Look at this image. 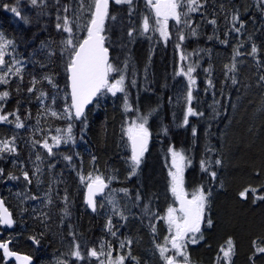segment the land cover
Instances as JSON below:
<instances>
[{"label":"trees","instance_id":"trees-1","mask_svg":"<svg viewBox=\"0 0 264 264\" xmlns=\"http://www.w3.org/2000/svg\"><path fill=\"white\" fill-rule=\"evenodd\" d=\"M65 1L37 0V4L33 5L31 0H0V37L12 42L5 49L6 61H19L17 67L21 68L22 76V80L15 75L10 76V83L0 85V91L10 93L4 111L16 112L25 125L17 129L12 116L9 117L12 123H0V141L15 137L17 148L16 153L0 154V168L4 169V175L0 177V195L14 220L11 229L0 225V241L10 240L11 249L31 255L32 264H53L56 255L65 251L67 235L74 234L78 239L80 235L86 236L90 241L100 240L105 234V217L87 208L80 176L104 171L101 174L109 180L111 178L112 186L131 187L132 192L134 190V212L130 208L126 219H121V226L115 227L121 228V235L130 241L134 235V248L129 246L128 249L136 258L134 264H164L156 249L157 243H164L165 236L164 221L158 218L164 215L162 204L150 200L145 191L150 188L147 176L119 175V172L129 171L126 169L129 167V141L125 129L134 116V107L139 110L143 101L142 89L139 90L137 84L145 83L148 91L153 93L147 101L150 104L154 102L155 111L163 105L169 109V99L162 97V86L166 79L163 73L158 75L154 70L160 69L154 65V61L158 62L160 57L167 61L169 52L167 49L158 55L155 52L145 73L141 74L137 72L140 69L136 65L137 60L142 62L144 55L137 60L134 58L135 52L138 54L141 51V45L130 39L124 30L127 27L115 25L112 29L116 31L115 37L105 36L106 46L111 50L110 62L125 74L127 103L131 110H125V93L118 92L115 96L105 93L86 108V129L80 121L54 117L44 110L45 106L63 113V109L71 103L65 68L67 55L63 52L62 43L65 33L56 28V24L61 23L58 17ZM259 5L260 0H208L203 17L200 12L195 13L196 17L199 16L200 27L195 37L188 38L193 40L188 42V46L193 45V55L196 47L200 49L195 59L193 104L196 111L204 115L191 117L188 129L181 125L168 137L165 131L152 138L151 144L158 145L160 150L167 149L168 142L173 139L192 145L191 156L198 161L189 167L187 178L190 184L203 186L205 191L211 189L208 217L212 219L213 227L199 247H190L188 256L194 264H216L218 240L213 239L212 234L215 231V209L220 206V200L230 195L233 200L231 208L242 211L250 220H256V213L261 212L260 217L264 219V200L254 202L251 193L247 199L239 196L249 186L259 188L258 195H264V187H261L264 185V87L258 84L259 76L264 74V12ZM13 7L20 12L19 16L10 10ZM129 7L112 3L109 12L116 20H107V28L117 19L127 21L131 10ZM233 8L239 9L246 25L239 35L229 34ZM211 19H216L217 23H208ZM225 40L227 43L221 42ZM253 44L258 49L255 58L250 54ZM236 49L241 55L236 57L237 71L230 73L226 66L230 67L233 63ZM258 61L261 62L259 65ZM118 74L121 73H112L110 79ZM231 75L237 77L239 82L236 85H232L228 79ZM45 77H51L58 87L53 88ZM33 79L37 81L36 91L30 94L27 88ZM133 80L135 85L132 84ZM208 80L213 82L214 87L209 88ZM40 91L48 97L44 105L37 99ZM52 97H55V104ZM215 101L220 103L216 104ZM69 123L73 124L74 142L62 143L54 148V155L49 156L39 143H34L48 139L51 144V137L57 135L56 129H66ZM193 128L196 129L195 136L191 132ZM229 142L233 148L228 146ZM38 155L41 157L39 160ZM65 156L72 159L66 160ZM216 159L221 160L222 164L215 165ZM202 160L211 162V170L217 172L215 180L201 170ZM25 171L31 177V184L23 179L22 173ZM9 175L18 179L10 180ZM152 189L156 199H159L158 191ZM31 196L37 199H31ZM229 213L227 210L226 215L229 216ZM244 224H249L248 231H252L248 237L236 230L227 232L236 246L232 264H252L251 241L253 238L264 240V230L253 232L255 227L249 221ZM152 225L156 227L155 234ZM204 226L206 228L207 224ZM31 237H36L40 243H33ZM131 261L128 259V262ZM0 264L16 263L5 258L0 249ZM255 264H264V261L257 256Z\"/></svg>","mask_w":264,"mask_h":264},{"label":"snow or ice","instance_id":"snow-or-ice-1","mask_svg":"<svg viewBox=\"0 0 264 264\" xmlns=\"http://www.w3.org/2000/svg\"><path fill=\"white\" fill-rule=\"evenodd\" d=\"M59 3V0H57ZM116 5H129L133 4V0H111ZM33 5L37 4V0H31ZM78 8L71 7L70 4H65L62 8L64 13H70V15H64L58 17L62 19V23H57L56 28L58 30L67 33L66 38L62 41L64 45L63 52L67 55V63L65 65L68 73V79L70 81V105L63 109V113H59L55 110L44 107L45 111H49L52 116L57 118H64L68 121H80L83 127H87V116L85 114V108L87 105L92 104L94 101H98L105 93H111L115 96L118 92L125 93V110H131V107L127 103V93L125 89V76L122 74V69L114 66L109 61V48L106 46V37L104 35L106 31V21L116 20L115 16L110 15V0H77ZM208 0H146V5L154 12V25L151 23L152 18L145 15L143 17L142 31L148 33L149 31H158L160 36L167 40L170 37L169 33V20H174L177 25H184L191 29V34L196 35L195 29L192 27V14L200 12L201 16L204 15L205 5ZM260 8L264 12V0H260ZM221 11L224 6L220 5ZM17 16L20 12L17 8L10 9ZM74 17V18H72ZM81 21H83V31L86 35L80 37L74 31V27H80ZM27 22V21H25ZM212 25L217 23L216 19L208 21ZM245 21L241 19L239 9H232L231 16V28L229 34L236 33L241 34L245 28ZM133 31H129L127 35L133 36ZM180 32V29H178ZM185 36L181 33L179 35V41L183 42ZM227 43V41H221ZM11 41H4L3 37H0V85H7L10 83V76L15 75L22 80L21 68L17 67L19 61H6L5 49L11 44ZM180 47V44H177ZM233 63L231 66H226L228 72L235 73L237 71L236 57L241 55L238 49L234 50ZM258 53L257 46L255 44L251 47L250 54L255 58ZM184 60L186 57L181 56ZM258 65L261 63L257 62ZM195 72V67L189 65L184 74L188 78L187 88V109L183 117V124L188 125L189 117L203 116V112H198L192 106L193 102V90L192 86L196 83L192 76ZM112 73H121L118 78L110 79ZM227 75V74H226ZM48 84L53 88L58 87L51 77H45ZM232 85H236L239 81L235 75L228 76ZM37 81L32 80L31 85L27 88V92L32 94L36 91ZM135 80L132 84L135 85ZM258 84L264 87V74L258 78ZM209 88L214 87L213 82L208 80ZM207 91V89H206ZM10 93L7 90L0 91V123H12L9 119L10 116L15 118V127L17 129L25 127L21 122L20 116L16 112H5L4 104L9 98ZM37 99L41 105H44V101L48 99L47 94L40 91ZM55 97H52V103L55 104ZM219 104L220 101H215ZM18 111V110H17ZM215 111V109H214ZM148 117L139 116L136 120H132L128 127L125 129V134L128 137V141L131 144V161H132V174L134 175L136 169L141 163V158L147 151L148 141L151 133L147 127ZM73 124L69 123L66 129H56L57 135L51 137L52 143L50 144L48 139L35 141L39 143L43 149L47 151L49 156L54 155L53 149L58 148L62 143L67 144L74 142L72 135ZM165 131H167L165 129ZM193 136L196 135V129H192ZM17 148L15 146V137L9 140L0 141V154L3 153H16ZM169 152L172 157L171 169L168 172L170 177L169 190L174 197V202L179 204V207L169 206L166 210V214L158 217L165 221L168 228V235L164 237V243L156 244V249L159 251L160 257L164 264H190V259L187 253V247L189 244L199 243L203 239V233L201 231V225L205 222L206 209L209 203V197L211 196V189L205 191L203 186L195 190L191 194L189 199L188 192L184 188L183 171L186 163H190L183 151H176L174 148H169ZM41 157L38 155L37 159ZM66 160H71V156H65ZM95 159V157H93ZM215 165L219 166L222 161L216 159ZM201 170L207 172L212 180L217 177V172L211 170V162L201 161ZM39 171V169H37ZM4 175V169L0 168V177ZM23 179L28 184H31V177L28 172H23ZM259 175V173H257ZM8 179L16 180L18 177L9 175ZM81 183L85 184L88 190L86 203L93 211L97 208L95 197L98 194H103L105 189L108 188V183L102 174L93 176L91 173L87 176H80ZM261 187H264L262 185ZM126 191V190H125ZM253 195V200H264V195H258L259 188L247 187L239 193L242 199H247L248 194ZM31 199H37L35 196H31ZM139 198V197H137ZM67 200V197H65ZM51 203V201H49ZM103 207V205H101ZM115 212V207L113 208ZM147 212L148 209H145ZM67 214V210H65ZM121 219H126L123 213H120ZM14 224L12 214L4 206V201L0 199V225L11 228ZM208 227H212L213 221L210 217L206 219ZM112 221L107 223V229L109 234L116 236V232L112 230ZM153 234L156 233L155 225L151 226ZM74 235V234H73ZM33 243L39 244L40 240L36 237H31ZM10 241L0 242V249L3 250V255L7 257H16L18 264H31V257L20 256L19 254L9 249ZM127 243H131L128 241ZM264 241H253V255L250 257L252 264H255V258L257 256H264ZM170 246V247H169ZM126 244L124 241L120 242V249H124ZM114 249L110 244H100L98 247H92L87 249L86 252L81 251V245L73 242L69 255L76 261H85L95 259L97 264H126L128 259L135 260L136 258L131 255L129 250L127 254H118L113 256ZM171 253V254H169ZM235 255V245L231 238H228L225 244L221 245L216 257V264H232V257ZM57 264H70L67 260H58ZM138 264V262H137Z\"/></svg>","mask_w":264,"mask_h":264},{"label":"rangeland","instance_id":"rangeland-1","mask_svg":"<svg viewBox=\"0 0 264 264\" xmlns=\"http://www.w3.org/2000/svg\"><path fill=\"white\" fill-rule=\"evenodd\" d=\"M133 1H134V5L133 4L131 5L132 8L131 6L129 7L131 8V10H129L130 14L127 16V21H123V20L120 21V19H117V22L115 24H110L109 28H107V25H106V31L104 35L105 36L110 35L112 37H115L114 34H116V31L115 32L112 31V29L115 28V25L119 26L122 24L124 27H127L124 29L126 30V33L135 29V31H133V36L130 37V39L132 38L133 41H136V43L140 44L142 47L141 51H139L138 54H137V51L135 52L136 57L134 56V58L137 60V58L142 57V54L144 55V57L142 58V62L137 60V65H136V68L140 69L137 72L141 74L145 73L146 69L148 68L147 65L151 63L150 58L154 57L155 52H156V55H158V53L162 52L164 49H167L169 52V53L167 52L168 62L163 61L162 57H160L158 62H156V60L154 61V65H158L159 68L161 69L160 70V69L154 68V70H156V73L158 75H160L159 73H163L164 74L163 78L165 77L166 79L162 86V97L164 98L166 96L169 99V103H170L169 109L168 107H165L163 105V107L161 106L158 110L155 111L154 102H152V104L148 102L150 98L153 96V93L148 91V88L145 85V83L140 82L137 84V87L139 88V90L142 89L141 98L143 101H142V104H140L139 110H137V107L136 108L134 107V116L128 123L129 125L132 120H136L139 116L148 117L147 127L149 129V132L151 133L150 144L148 145L147 151L144 153L143 157L141 158V163L139 167L136 169V172L134 175H144L145 177L147 176V183L149 184L150 188L145 191L148 193L150 200H152L153 202L154 201L161 202L163 212L165 215L166 210L169 206H174L177 208L179 207V204L174 202V197L172 196L169 190L170 177L168 176V172L170 170H174V169H171L172 157H171V153L169 152V148H174L176 151H183L187 159L190 161V163L185 164L184 171H183L184 188L189 194L188 196L189 199L191 198V194L195 190L200 188V186H198L197 184H193V183L190 184L187 178V171L189 167L192 166L193 163L196 164V162L198 161V159L192 157L193 156V150H191L192 145H186V143L183 141L178 143L176 139H173L172 141L168 142L167 149L160 150L158 149V145L151 144L153 136L163 134L166 128L168 132L167 134V137H168V135L170 133H173V131H175L177 127L179 126L181 127V125H184L183 117L186 113V109L188 106L187 101H186V96H187V88H188V83H189L188 78L184 74V72H186L187 67L189 65H192L196 68L197 61H195V59H196L197 54L200 53V49L196 47V52L193 55V45L188 46L189 45L188 42L193 41V40H189L188 38L195 37V35L191 34L192 30L185 27L184 25H177L175 21L171 19L169 20L170 37L167 40L161 37L158 31H149L148 33H143L142 31L143 17L147 15L150 18H152L151 23L154 25V12L146 5V0H133ZM66 3L70 4L71 7L78 8L77 0H66L65 2L62 3V8ZM110 3H112L111 0H110ZM133 7H134V10H133ZM62 8H60L61 9L60 17H63L64 15H70L71 17V14L64 13L62 11ZM192 21H193L192 27L195 29L197 33L200 27L199 16L196 17L195 13H193ZM61 23H62V19H61ZM118 28H121V27H118ZM82 29H83V21H81L80 27L78 28L74 27V31L80 37L86 35V32H84ZM178 29H180V32H178ZM181 33L185 36V40L183 42L179 41V35ZM66 36H67V33H65V38ZM113 44L114 42L112 43V45ZM177 44H180L179 48L177 47ZM114 47H117V45H115ZM182 55H184L186 59L182 60L181 59ZM119 57L122 59L123 56L120 55ZM164 66H166L165 69H163ZM122 74L125 75L123 72ZM119 75L120 74L116 75L115 78H118ZM192 76L196 81L195 72L192 73ZM194 89H195V84L192 86L193 91ZM193 97H194V94H193ZM193 103H194V99L192 102V106L194 107ZM190 118L191 117H189L188 125H184L186 126V129L189 128V125L191 122ZM128 125H126V128L128 127ZM228 146L232 147V143L229 142ZM129 150H130V146H129ZM236 151L237 150H235L234 152L236 153ZM131 155L132 153L130 150V153L128 156L130 160L129 171L132 172ZM233 164L235 163L233 162ZM235 165L238 166V164H235ZM95 172L96 174H94L93 176L99 174L98 171H95ZM101 173H104V171H101ZM112 179H115V178H112ZM144 181L146 182V179ZM80 185L85 187V184L81 183V181H80ZM152 188H155L156 192L158 191L159 199H156L155 191ZM232 203H233L232 196L230 197L229 195L227 198L220 200V206H218L215 209V214H214V216L216 215L215 217L216 220L214 223L215 231L212 234V238L216 239V241L218 240L216 242L218 251L221 245L225 244L228 238H231V236H229L230 233H227V232H230V230L231 231L236 230L244 237L245 235H247L248 237V235L252 233V231L251 232L248 231L250 225L244 224L246 223V221H249L251 226L253 225V227H255L253 232L264 230V226L262 227V224H264V219H261L263 218V216L260 217L261 212L258 214L256 213V218H255L256 220H250L248 219V217L244 216V213L242 211L240 212L238 211V209H233V207L231 208V205H233ZM97 204H98L97 212L103 215V217H105V221L107 223L109 220L112 221V225H113L112 230L114 231V228L116 226H121L122 224L120 213H123V215L127 217L129 209L130 208L134 209L135 207V199H134V195L132 192V188L124 187V186H111L110 188L107 189L106 192H104L98 197ZM101 205H103V207H101ZM209 205H210V199H209L208 207L206 209L205 222L202 223L201 225L203 239L199 243L189 244L187 247L188 254H190L191 246L199 247L202 241L204 239L206 240L208 230L213 227V226L212 227L206 226L205 228L204 226V224H206V219L208 218V208L210 209ZM114 207L116 209L115 212L113 211ZM227 210L230 212L229 216L226 215ZM115 219H116V222H115ZM131 224L133 226L134 222H132ZM164 225H165V236H167L169 233H168V228H167L165 221H164ZM117 229L119 230V232H116L117 234L116 236L119 238V240H116L117 244H110L112 248L114 249L113 256L122 254V252L126 250V247L129 244L127 242L130 241L128 238H124L120 234V232L122 231L121 228L118 227ZM67 236L68 238L66 241V247L64 248L65 251L62 250L56 255L53 264H57L58 260H67L70 262V264H97L95 259L85 260V261H76L74 260V258H72L69 255L74 240L76 243H79L81 245V251L83 252H86L87 249L89 248L98 247L102 243L108 244L107 242L104 243L102 241H95L97 242L95 244L94 242L89 241L85 236H82V235H80L79 239L77 238L76 235L75 236L67 235ZM121 241H124L126 244V247L124 249H120ZM253 241H257L259 243L264 240L253 238L251 241L252 247H253ZM260 246H264V244H261ZM251 251H254V248H252ZM259 259L264 261V256L263 257L259 256Z\"/></svg>","mask_w":264,"mask_h":264},{"label":"flooded vegetation","instance_id":"flooded-vegetation-1","mask_svg":"<svg viewBox=\"0 0 264 264\" xmlns=\"http://www.w3.org/2000/svg\"><path fill=\"white\" fill-rule=\"evenodd\" d=\"M133 5H134V1H133ZM131 8H132V6H131ZM133 10H134V7H133ZM128 152L130 153V150H129ZM128 156H129V155H128ZM127 162H128V164H130V160H127ZM126 169H129V167L126 168ZM119 175H133V174H132L131 171H127V170H126V172H125V171H123V172H119ZM106 180H107V182H108V188H110V187L112 186V184H111V182H110L109 179H106ZM108 188H106L104 192H106ZM133 193H134V190H133ZM100 195H101V194H98L96 201H98V197H99ZM133 212H134V209H133ZM102 216H103V215H102ZM133 219H134V218H133ZM133 226H134V225H133ZM103 229H104V231H105V234H104V236H102V237L100 238V240H98V241H102V242H104V243L107 242L108 244H117V243H116V240H119V238H118L117 236L108 235L109 231H108V229H107V222L104 224ZM114 231H115V232H119V230H118L117 228H114ZM120 234H121V232H120ZM116 235H117V234H116ZM122 236H123L124 238H126L124 235H122ZM85 237H86V236H85ZM86 238L90 241V239H89L88 237H86ZM91 242L97 243V242H95V241H91ZM129 246H133V248H134V235H132L131 243L127 245L126 250L123 251L122 254H125V255L127 254L128 249H129ZM114 247H115V246H114ZM127 262H128V260L126 261V264H134V260H132L131 262H128V263H127Z\"/></svg>","mask_w":264,"mask_h":264},{"label":"water","instance_id":"water-1","mask_svg":"<svg viewBox=\"0 0 264 264\" xmlns=\"http://www.w3.org/2000/svg\"><path fill=\"white\" fill-rule=\"evenodd\" d=\"M109 48V47H108ZM108 55H109V61H110V59H111V50L109 49V53H108ZM68 84H69V92H71V89H70V81H69V79H68ZM90 105V104H89ZM89 105H87L86 106V108L89 106ZM86 108H85V110H86ZM107 182V181H106ZM85 194H84V197H85V202H86V200H87V195H88V190H87V187H85V192H84ZM0 199H2V197H1V195H0ZM3 200V199H2ZM95 200H96V197H95ZM4 201V200H3ZM87 204V203H86ZM88 205V204H87ZM4 206L8 209V211L11 213V211L9 210V208L6 206V204H5V202H4ZM89 207V206H88ZM89 209L90 210H92V208L91 207H89ZM93 211V210H92ZM12 214V213H11ZM12 218H13V216H12ZM13 226H14V224H13ZM13 226L11 227V228H13ZM7 241H10V240H7ZM0 242H2V241H0ZM9 249L11 250V251H13V252H15V253H17V254H19L20 256H29V257H31V264H32V262H33V257L31 256V255H29V254H27V253H24V252H20V251H16V250H13V249H11L10 248V243H9ZM8 259H11V260H13V261H15V263L16 264H18V261L16 260V257H7ZM190 264H192L191 262H190Z\"/></svg>","mask_w":264,"mask_h":264}]
</instances>
